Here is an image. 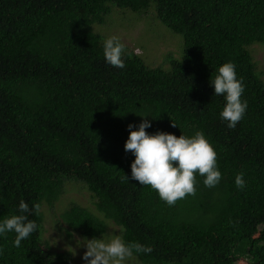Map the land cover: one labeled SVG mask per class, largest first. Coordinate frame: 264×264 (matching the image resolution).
<instances>
[{"label": "trees", "instance_id": "1", "mask_svg": "<svg viewBox=\"0 0 264 264\" xmlns=\"http://www.w3.org/2000/svg\"><path fill=\"white\" fill-rule=\"evenodd\" d=\"M115 8L152 9L182 36L181 59L152 68L125 48L124 68L107 63L94 25ZM256 43L264 45V0H0V222L20 214L21 200L41 206L27 214L37 230L20 247L14 232L0 234V264H76L51 251L42 210L74 179L96 212L71 203L61 214L68 235L103 237L109 220L126 243L152 247L134 252L141 264H264V80L249 50ZM228 62L247 101L235 128L220 118L226 100L209 83ZM140 115L150 135L202 132L217 154L218 185L196 174V194L170 206L125 179L135 159L124 150L128 125L137 130Z\"/></svg>", "mask_w": 264, "mask_h": 264}, {"label": "clouds", "instance_id": "2", "mask_svg": "<svg viewBox=\"0 0 264 264\" xmlns=\"http://www.w3.org/2000/svg\"><path fill=\"white\" fill-rule=\"evenodd\" d=\"M125 45L120 37L113 35L103 43V54L107 63L117 68H124L122 56ZM217 75L209 81L214 86L215 96H224L226 104L220 118L228 122L229 128H235L243 118L247 101H242L243 83L237 79L235 65L224 63L217 69ZM139 115V114H138ZM145 117L137 130L129 124V136L124 145L125 152H131L135 159L131 163V176L125 179L137 181L140 185L150 186L158 192L159 197L168 205H174L178 200L188 195L196 194V174L204 177L206 187H215L221 180V172L217 168V154L211 144L200 131L191 137L172 133L157 132L148 134L145 129L151 126ZM173 127L178 125L174 122ZM235 185L239 189L245 187L243 173L235 177ZM40 204L30 209L21 200L19 215H12L0 222V234L15 233L14 246L20 247L21 241L37 230L34 220L28 218V213L35 211L40 214ZM86 251L82 259L86 264H124L135 253H151L152 247L138 242L126 243L120 236L109 241L100 238L87 240Z\"/></svg>", "mask_w": 264, "mask_h": 264}, {"label": "rangeland", "instance_id": "3", "mask_svg": "<svg viewBox=\"0 0 264 264\" xmlns=\"http://www.w3.org/2000/svg\"><path fill=\"white\" fill-rule=\"evenodd\" d=\"M114 5V4H113ZM123 11L120 8L111 10V14L103 23L94 25V31L106 40L110 36L120 37L125 48L134 55L140 57L149 67L168 68L172 59H181L184 41L181 35L176 34L161 23L149 10L140 15ZM257 62L264 80V45L253 44L250 48ZM66 191L60 200L53 206L45 204L44 212V237L49 241L51 251L69 255L76 264H86L82 259L86 251L85 242L91 238L81 235L79 232L67 234L68 226L62 221L61 214L71 203H79L95 211L90 193L81 183L69 180L65 185ZM107 233L100 237L109 241L115 236H121V229L112 221L107 220ZM124 264H141L134 256L127 259Z\"/></svg>", "mask_w": 264, "mask_h": 264}]
</instances>
